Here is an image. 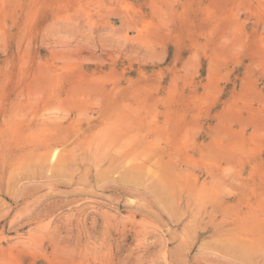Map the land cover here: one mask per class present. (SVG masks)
<instances>
[{"label": "rangeland", "instance_id": "rangeland-1", "mask_svg": "<svg viewBox=\"0 0 264 264\" xmlns=\"http://www.w3.org/2000/svg\"><path fill=\"white\" fill-rule=\"evenodd\" d=\"M0 264H264V0H0Z\"/></svg>", "mask_w": 264, "mask_h": 264}]
</instances>
